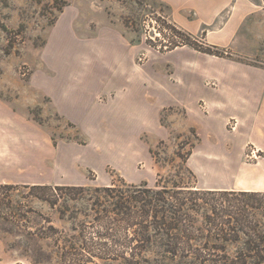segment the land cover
Here are the masks:
<instances>
[{
    "label": "rangeland",
    "instance_id": "374dc122",
    "mask_svg": "<svg viewBox=\"0 0 264 264\" xmlns=\"http://www.w3.org/2000/svg\"><path fill=\"white\" fill-rule=\"evenodd\" d=\"M208 46L202 34L172 23L150 0H0V104L24 106L27 135L49 137L52 157L57 150L52 165L49 159L12 164L10 177L26 180L0 182V264H129L141 217H129L130 225L121 221L111 208L115 193L110 198L95 189L151 187L158 180L201 202L185 217L194 228L180 235L192 245L182 242L171 252L248 253L244 242L260 237L228 230L227 221L264 223V153L235 136L234 118L225 128L202 122L197 129L193 113L159 103L165 85L170 91L180 86L172 74L176 51ZM100 63L103 83L82 123L39 97L51 78L80 67L78 74H87ZM222 227L227 232L217 234ZM215 238L223 247L203 246Z\"/></svg>",
    "mask_w": 264,
    "mask_h": 264
},
{
    "label": "crops",
    "instance_id": "0c3cea01",
    "mask_svg": "<svg viewBox=\"0 0 264 264\" xmlns=\"http://www.w3.org/2000/svg\"><path fill=\"white\" fill-rule=\"evenodd\" d=\"M150 1L183 30L202 34L207 44L229 51L228 56H219L185 47L177 50L172 74L180 86L177 91L164 86L161 106L184 107L187 113L194 114L197 129L202 122L225 128L227 121L234 118L237 121L235 136L264 153V0ZM124 45L121 38V60ZM238 57L256 60L262 65L244 62ZM102 65L88 67L87 74H78L84 69L80 67L72 76L51 78L50 89L39 91V97L48 96L52 109L72 122L82 123L103 83L99 76ZM190 81L194 83L193 89H188ZM25 114L24 106L0 104L3 119L0 123V182H9L11 178L26 180L24 175L10 177L11 165L16 167V162L24 165L26 161L43 163L49 159L52 165L57 161L56 149L51 156L49 137L27 135L26 126L30 123L24 118ZM39 137L44 139L43 144Z\"/></svg>",
    "mask_w": 264,
    "mask_h": 264
},
{
    "label": "trees",
    "instance_id": "16d2710c",
    "mask_svg": "<svg viewBox=\"0 0 264 264\" xmlns=\"http://www.w3.org/2000/svg\"><path fill=\"white\" fill-rule=\"evenodd\" d=\"M203 51L222 55L221 51L223 50L211 45ZM238 59L253 63L244 57H238ZM161 182V180H158L151 187L129 186L127 189H124L123 187L114 185L104 187L103 189H95V191H103L110 198L113 196L112 193H115L111 208L116 212L121 221L128 224V218L133 217L134 214L141 217V220L135 223V233L139 237L135 240L132 247L133 253H131L129 264H264V223L261 222H256L253 226H242L239 222L243 224L244 221L236 220L237 224H239L236 227L231 220L227 221L230 226L232 225L228 227V230L244 232L245 229H248L249 231H253L254 235L260 237L256 242L253 240L244 242L245 249L248 250V253H240L232 258H210L204 256L176 255L171 252V250L177 249L182 242L188 244V246L192 245L182 240L180 235H182V232L190 231L194 228L193 220L189 221L185 217L190 210L200 209L201 202L198 200L189 201L187 198L179 197V194L183 191L182 189L172 191L166 185L161 184ZM174 186L181 187L177 184H174ZM72 187L78 189L84 188L82 186ZM193 193H197V191ZM240 193L243 195H257L255 191H241ZM186 221L187 224H184L183 222ZM196 229L202 232L201 227H196ZM172 230L176 232L173 236H171ZM217 231L218 234L219 232H227V229H223L222 227L218 228ZM202 234L199 236V241H201V238H205ZM217 239L215 238L213 242L208 241L209 239H204L203 246L206 248L223 247L220 243H216ZM221 239L219 238L218 240ZM227 239L237 240V238ZM150 250H156L151 257L143 255L144 251Z\"/></svg>",
    "mask_w": 264,
    "mask_h": 264
}]
</instances>
